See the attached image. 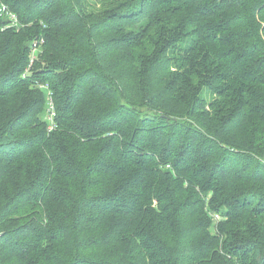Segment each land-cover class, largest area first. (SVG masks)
Returning <instances> with one entry per match:
<instances>
[{
	"label": "trees",
	"instance_id": "16d2710c",
	"mask_svg": "<svg viewBox=\"0 0 264 264\" xmlns=\"http://www.w3.org/2000/svg\"><path fill=\"white\" fill-rule=\"evenodd\" d=\"M1 2L0 264H264V0Z\"/></svg>",
	"mask_w": 264,
	"mask_h": 264
},
{
	"label": "built area",
	"instance_id": "2783aa9c",
	"mask_svg": "<svg viewBox=\"0 0 264 264\" xmlns=\"http://www.w3.org/2000/svg\"><path fill=\"white\" fill-rule=\"evenodd\" d=\"M0 15L1 16H5L7 17L8 19L11 20V26H15V27H19L21 25L20 21H19V17H18V14L14 11H12L9 6L4 3V2H1L0 3ZM44 43V39L41 38V39H36L33 41L32 45H31V59H30V64H33L35 59L37 58L38 56V53L41 51V44ZM45 87L46 89L49 88L48 85H45L43 86ZM48 111H49V114L46 116L47 120L49 121V129H52L54 127V124H53V118L56 114V111H55V106H54V102H53V99H52V94L51 92H49L48 94ZM219 215L216 216V218H218Z\"/></svg>",
	"mask_w": 264,
	"mask_h": 264
},
{
	"label": "rangeland",
	"instance_id": "374dc122",
	"mask_svg": "<svg viewBox=\"0 0 264 264\" xmlns=\"http://www.w3.org/2000/svg\"><path fill=\"white\" fill-rule=\"evenodd\" d=\"M44 63V62H43ZM28 74H30V66L27 68V70H26V73H25V75H28ZM204 96V95H203ZM205 97V96H204ZM209 99H210V101L211 102H217V101H221V102H223V103H226V101L223 99V98H220L217 94H210V97H208ZM221 109V108H220ZM263 118H264V116H262V114H261V111H259L256 115H255V121H256V119H259V121L260 120H263ZM250 122V121H249ZM246 137V136H245ZM218 214H216L215 215V218H216V216H217ZM221 218V217H220ZM216 227V226H215ZM217 229V227L215 228V229H213L212 231L214 232V231H217L216 230Z\"/></svg>",
	"mask_w": 264,
	"mask_h": 264
}]
</instances>
